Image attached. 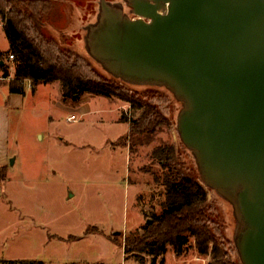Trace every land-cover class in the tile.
Masks as SVG:
<instances>
[{
	"label": "rangeland",
	"instance_id": "374dc122",
	"mask_svg": "<svg viewBox=\"0 0 264 264\" xmlns=\"http://www.w3.org/2000/svg\"><path fill=\"white\" fill-rule=\"evenodd\" d=\"M89 1L92 11L79 6L80 0H59L43 19L54 37L58 32L72 36V42L67 43L70 47L66 48L85 58V74L114 79L83 47V27L94 20L97 8V0ZM12 59L8 55V73L13 69ZM0 79L6 82L2 73ZM125 86L133 92L145 88L158 92L160 98H139L157 106L171 119L158 139L139 146L135 153H130L119 139L128 131V125L120 121L122 113L128 112V103L95 95H85L77 103L63 102L56 81L37 84L34 91L24 85L23 105L10 114L9 160L13 165L5 167V178L0 181V264L11 260H40L43 264H160L159 257L152 262L144 253L140 254V263L118 245L128 231H141L150 212L159 209L162 190L152 184L146 172L153 166L145 153L160 139L167 140L173 144L185 172L198 173L192 155L177 134L175 119L180 105L170 93L162 88ZM4 90L0 84V97ZM199 182L216 213L220 232L216 247L223 260L240 263L232 240L234 219L230 205ZM163 259L162 264L211 261L209 255L199 256L193 246L181 256L168 250Z\"/></svg>",
	"mask_w": 264,
	"mask_h": 264
},
{
	"label": "water",
	"instance_id": "95a60500",
	"mask_svg": "<svg viewBox=\"0 0 264 264\" xmlns=\"http://www.w3.org/2000/svg\"><path fill=\"white\" fill-rule=\"evenodd\" d=\"M83 29L112 78L180 105L177 134L231 207L240 264H264V0H97Z\"/></svg>",
	"mask_w": 264,
	"mask_h": 264
},
{
	"label": "trees",
	"instance_id": "16d2710c",
	"mask_svg": "<svg viewBox=\"0 0 264 264\" xmlns=\"http://www.w3.org/2000/svg\"><path fill=\"white\" fill-rule=\"evenodd\" d=\"M80 1L79 6L92 11L93 4L89 0ZM56 2L59 0H0V19L7 41V50H0L3 78L9 75L8 55L13 58L8 91L23 94L25 82L34 91L37 84L56 81L63 102L77 103L85 95L117 98L129 105L128 112L120 117V121L128 125V131L119 137L129 152L135 153L139 146L149 145L158 139L159 132L170 126L171 119L157 106L142 99L160 98L159 93L147 88L133 92L121 81L85 74L83 69L88 68L85 58L72 48H66L69 46L67 43L72 42V36L58 32L54 37L43 19L45 13L47 18L50 6ZM145 157L153 166L146 172L152 184L161 187L162 198L158 202L159 209L150 212V222L147 223L146 219L141 231L132 230L124 234L122 242L118 243L123 251L140 263L143 262L140 254L144 253L152 262L159 257L162 264L163 255L168 250L175 256H181L189 246H193L199 256L209 255L211 261L206 264H240L223 260L216 247V237H220L216 213L207 202L206 190L198 175L193 171L190 174L185 172L173 144L160 139L145 153ZM5 174V166H0V181ZM7 264L43 263L40 260H11Z\"/></svg>",
	"mask_w": 264,
	"mask_h": 264
},
{
	"label": "crops",
	"instance_id": "0c3cea01",
	"mask_svg": "<svg viewBox=\"0 0 264 264\" xmlns=\"http://www.w3.org/2000/svg\"><path fill=\"white\" fill-rule=\"evenodd\" d=\"M0 37L3 39V45L0 46L1 51L7 50V41L5 39V35L3 33L2 27H0ZM2 64V63H1ZM0 64V65H1ZM3 68L0 66V73H2ZM12 71L6 77V82L1 81L0 84L4 85L5 90L1 93L0 100V166L11 167L13 164H9L10 162V146L9 141L11 138L10 135V114L12 111H18L21 109L23 105L24 95L17 93H10L8 91V82L12 78ZM28 84V82H25ZM29 85V84H28ZM30 88V86H29ZM1 262V261H0Z\"/></svg>",
	"mask_w": 264,
	"mask_h": 264
},
{
	"label": "built area",
	"instance_id": "2783aa9c",
	"mask_svg": "<svg viewBox=\"0 0 264 264\" xmlns=\"http://www.w3.org/2000/svg\"><path fill=\"white\" fill-rule=\"evenodd\" d=\"M0 23H1V19H0ZM10 58H12V55H9Z\"/></svg>",
	"mask_w": 264,
	"mask_h": 264
},
{
	"label": "flooded vegetation",
	"instance_id": "af4514ba",
	"mask_svg": "<svg viewBox=\"0 0 264 264\" xmlns=\"http://www.w3.org/2000/svg\"><path fill=\"white\" fill-rule=\"evenodd\" d=\"M131 17H134V15L133 14H129Z\"/></svg>",
	"mask_w": 264,
	"mask_h": 264
}]
</instances>
